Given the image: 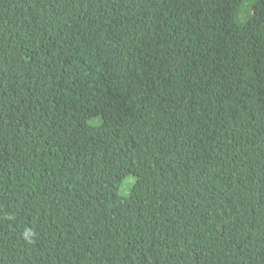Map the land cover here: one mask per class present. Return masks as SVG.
I'll list each match as a JSON object with an SVG mask.
<instances>
[{
	"label": "trees",
	"instance_id": "1",
	"mask_svg": "<svg viewBox=\"0 0 264 264\" xmlns=\"http://www.w3.org/2000/svg\"><path fill=\"white\" fill-rule=\"evenodd\" d=\"M246 2L0 0V264H264Z\"/></svg>",
	"mask_w": 264,
	"mask_h": 264
},
{
	"label": "rangeland",
	"instance_id": "2",
	"mask_svg": "<svg viewBox=\"0 0 264 264\" xmlns=\"http://www.w3.org/2000/svg\"><path fill=\"white\" fill-rule=\"evenodd\" d=\"M257 0H247L246 4H245V10L249 7V5L253 2H255ZM246 12H244V16H245Z\"/></svg>",
	"mask_w": 264,
	"mask_h": 264
}]
</instances>
